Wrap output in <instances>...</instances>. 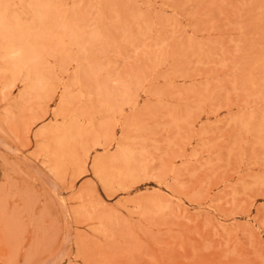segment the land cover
<instances>
[{
    "label": "rangeland",
    "instance_id": "1",
    "mask_svg": "<svg viewBox=\"0 0 264 264\" xmlns=\"http://www.w3.org/2000/svg\"><path fill=\"white\" fill-rule=\"evenodd\" d=\"M0 264H264V0H0Z\"/></svg>",
    "mask_w": 264,
    "mask_h": 264
},
{
    "label": "bare ground",
    "instance_id": "2",
    "mask_svg": "<svg viewBox=\"0 0 264 264\" xmlns=\"http://www.w3.org/2000/svg\"><path fill=\"white\" fill-rule=\"evenodd\" d=\"M91 34V33H90ZM15 55V54H14ZM19 57V56H18Z\"/></svg>",
    "mask_w": 264,
    "mask_h": 264
}]
</instances>
